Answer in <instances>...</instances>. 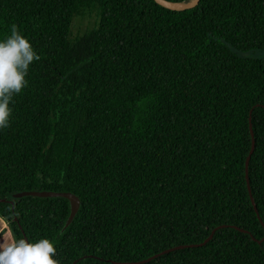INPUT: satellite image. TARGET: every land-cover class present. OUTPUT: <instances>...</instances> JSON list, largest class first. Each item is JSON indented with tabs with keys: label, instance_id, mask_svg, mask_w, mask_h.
I'll list each match as a JSON object with an SVG mask.
<instances>
[{
	"label": "trees",
	"instance_id": "trees-1",
	"mask_svg": "<svg viewBox=\"0 0 264 264\" xmlns=\"http://www.w3.org/2000/svg\"><path fill=\"white\" fill-rule=\"evenodd\" d=\"M12 25L40 56L0 129L13 239L121 264L222 223L129 264H264V0H0V42Z\"/></svg>",
	"mask_w": 264,
	"mask_h": 264
},
{
	"label": "clouds",
	"instance_id": "clouds-1",
	"mask_svg": "<svg viewBox=\"0 0 264 264\" xmlns=\"http://www.w3.org/2000/svg\"><path fill=\"white\" fill-rule=\"evenodd\" d=\"M29 40L12 25L11 35L0 42V129L10 126L9 107L14 94H19L27 84L29 66L39 61ZM56 248L49 239L29 243L25 239L5 240L0 243V264H60L53 257Z\"/></svg>",
	"mask_w": 264,
	"mask_h": 264
},
{
	"label": "water",
	"instance_id": "water-1",
	"mask_svg": "<svg viewBox=\"0 0 264 264\" xmlns=\"http://www.w3.org/2000/svg\"><path fill=\"white\" fill-rule=\"evenodd\" d=\"M156 3L160 4L161 6H164L166 8H169V9H175V10H180V9H184V8H189V7H192L194 6L198 0H154ZM248 119H249V116H248ZM248 127H249V132H250V146L248 148V152L247 154L245 155L244 157V162H243V170H244V177H245V182H246V187H247V191H248V195H249V199H250V202L252 204V207L255 211V213L258 215L257 213V209L255 207V204L253 202V199H252V196L250 194V188H249V184H248V178H247V162H248V158H249V155L252 151V148H253V136H252V131H251V128H250V121H248ZM23 194H32V195H53V196H65L68 198V201H69V211H68V218H71L72 215L74 214L77 206H78V198L75 194H73L72 192H69V191H58V190H24V191H17L15 192V196H20V195H23ZM0 200H4V198H1L0 197ZM11 202V200H8ZM261 222V220H260ZM262 223V222H261ZM222 225H225V224H217L215 226H213L209 232L207 233V235L199 242H190V243H179V244H175V245H172V246H168V247H165L163 249H160L152 254H149L148 256L146 257H143V258H140V259H137V260H113L111 259L110 261L112 263H121V264H129V263H141V262H144L158 254H161V253H164L166 251H169L171 249H175V248H178V247H185V246H192V245H196V244H202L204 242H206L211 236H212V233L213 231L222 226ZM233 227L241 230V231H247L245 228H242V227H239V226H236L234 224H232ZM262 238H264V233L262 235L261 238L259 239H256L257 241H260ZM24 239L26 240V238L24 237Z\"/></svg>",
	"mask_w": 264,
	"mask_h": 264
},
{
	"label": "crops",
	"instance_id": "crops-1",
	"mask_svg": "<svg viewBox=\"0 0 264 264\" xmlns=\"http://www.w3.org/2000/svg\"><path fill=\"white\" fill-rule=\"evenodd\" d=\"M11 238L12 235L6 225L5 220L2 217H0V243L4 242L5 240L10 241Z\"/></svg>",
	"mask_w": 264,
	"mask_h": 264
},
{
	"label": "rangeland",
	"instance_id": "rangeland-1",
	"mask_svg": "<svg viewBox=\"0 0 264 264\" xmlns=\"http://www.w3.org/2000/svg\"><path fill=\"white\" fill-rule=\"evenodd\" d=\"M79 20V19H78ZM82 20H79V22H75V24L73 25V28H78L81 29L83 27L82 25ZM245 55H249V56H264V51L263 50H259V49H249L247 51L244 52ZM12 240V238H11Z\"/></svg>",
	"mask_w": 264,
	"mask_h": 264
}]
</instances>
